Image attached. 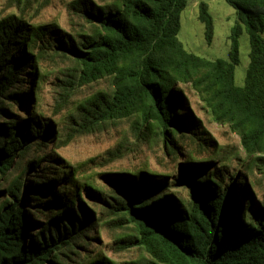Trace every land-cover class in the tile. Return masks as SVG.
I'll list each match as a JSON object with an SVG mask.
<instances>
[{
	"label": "trees",
	"instance_id": "1",
	"mask_svg": "<svg viewBox=\"0 0 264 264\" xmlns=\"http://www.w3.org/2000/svg\"><path fill=\"white\" fill-rule=\"evenodd\" d=\"M35 1L9 0L12 11L0 12V264H264V179H252L254 169L264 174V0H225L239 20L227 60L179 40L189 0H61L67 27L29 20ZM199 20L211 43L205 2ZM241 24L244 86L235 78ZM49 81L60 121L39 109ZM191 95L240 137L243 155L218 145ZM123 123L108 157L75 165L58 153ZM140 145L176 166L103 171ZM127 223L134 234L114 244L140 254L117 262L96 230Z\"/></svg>",
	"mask_w": 264,
	"mask_h": 264
},
{
	"label": "rangeland",
	"instance_id": "2",
	"mask_svg": "<svg viewBox=\"0 0 264 264\" xmlns=\"http://www.w3.org/2000/svg\"><path fill=\"white\" fill-rule=\"evenodd\" d=\"M205 2L209 6V11L214 19L215 32L214 38L209 43L205 37V26L199 20V4ZM9 0H0V12L6 13L12 11L8 9ZM45 5V0H37L27 8V18L33 23H51L58 22L63 27L68 26V13L66 7L61 0H51L50 4L41 9ZM13 11H16L14 9ZM40 11V12H39ZM39 12V13H38ZM182 28L179 33V40L185 48L206 59L227 60L230 51V35L232 28L237 24V11L230 6L225 0H189L188 7L182 13ZM242 26V35L240 37V64L236 67V83L238 86H244L247 70L250 64V39L247 28ZM55 65L59 67L65 66L62 62L47 63L46 68L55 70ZM54 72V71H53ZM86 90L84 93H87ZM192 109L197 116L201 117L207 128L213 133L218 145L233 149L239 148V152L243 155V149L240 144V137L233 134L228 127L218 125L211 121L210 117L201 108L198 99L191 95ZM41 112L54 121H60L62 115L55 114L53 93L51 81L44 85L41 92V98L38 102ZM127 129V124H120L118 127L111 128L107 132L80 138L72 142L66 147L58 149V153L73 164H79L87 161L93 156L102 155L108 157L106 152L114 149L121 141ZM130 135V134H129ZM214 149V147H212ZM127 155L119 160L113 161L106 165L103 171L120 172V171H138L145 168L155 171H164L166 169H174L172 163L167 159H162V150L149 145H140L138 148H130ZM184 163V160H181ZM97 169L96 171H98ZM102 170V169H101ZM179 170H177L178 172ZM253 181L264 179V174L258 169H254ZM261 193V188H257ZM133 225L127 223L123 228H116L115 225L102 224L97 227V233L100 237V244L105 254L117 262H124L131 258H135L140 254L136 245L130 247V250L119 251L126 245L123 243L114 244L115 238L125 232L134 234ZM108 246V247H107ZM110 246V247H109Z\"/></svg>",
	"mask_w": 264,
	"mask_h": 264
}]
</instances>
